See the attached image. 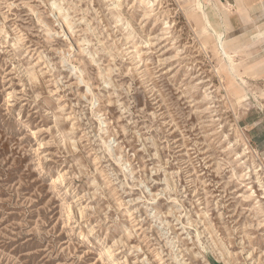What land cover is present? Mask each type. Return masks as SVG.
Instances as JSON below:
<instances>
[{
    "label": "rangeland",
    "instance_id": "1",
    "mask_svg": "<svg viewBox=\"0 0 264 264\" xmlns=\"http://www.w3.org/2000/svg\"><path fill=\"white\" fill-rule=\"evenodd\" d=\"M217 3L0 0V264H264V23Z\"/></svg>",
    "mask_w": 264,
    "mask_h": 264
},
{
    "label": "crops",
    "instance_id": "2",
    "mask_svg": "<svg viewBox=\"0 0 264 264\" xmlns=\"http://www.w3.org/2000/svg\"><path fill=\"white\" fill-rule=\"evenodd\" d=\"M217 11L218 16L212 17V31L223 35L226 40L233 37L237 42L247 31L264 23V0H218ZM263 36L264 26L258 28L256 38Z\"/></svg>",
    "mask_w": 264,
    "mask_h": 264
},
{
    "label": "bare ground",
    "instance_id": "3",
    "mask_svg": "<svg viewBox=\"0 0 264 264\" xmlns=\"http://www.w3.org/2000/svg\"><path fill=\"white\" fill-rule=\"evenodd\" d=\"M220 46H221V48H222V50H223V52H224V55L226 56V55H227V52H226L225 49H224L223 41H222V40L220 41Z\"/></svg>",
    "mask_w": 264,
    "mask_h": 264
}]
</instances>
